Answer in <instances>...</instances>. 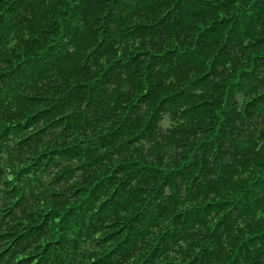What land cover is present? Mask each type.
<instances>
[{"label": "trees", "instance_id": "16d2710c", "mask_svg": "<svg viewBox=\"0 0 264 264\" xmlns=\"http://www.w3.org/2000/svg\"><path fill=\"white\" fill-rule=\"evenodd\" d=\"M0 264H264V0H0Z\"/></svg>", "mask_w": 264, "mask_h": 264}]
</instances>
